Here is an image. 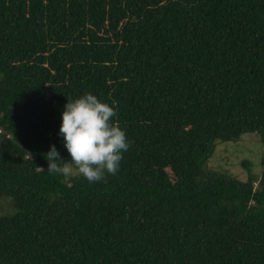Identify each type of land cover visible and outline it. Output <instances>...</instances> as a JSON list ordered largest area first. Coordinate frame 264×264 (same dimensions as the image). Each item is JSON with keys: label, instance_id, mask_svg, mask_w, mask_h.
I'll use <instances>...</instances> for the list:
<instances>
[{"label": "trees", "instance_id": "1", "mask_svg": "<svg viewBox=\"0 0 264 264\" xmlns=\"http://www.w3.org/2000/svg\"><path fill=\"white\" fill-rule=\"evenodd\" d=\"M85 92L130 141L95 182L46 171ZM0 264H264V0H0Z\"/></svg>", "mask_w": 264, "mask_h": 264}, {"label": "clouds", "instance_id": "2", "mask_svg": "<svg viewBox=\"0 0 264 264\" xmlns=\"http://www.w3.org/2000/svg\"><path fill=\"white\" fill-rule=\"evenodd\" d=\"M116 111L115 101L110 105L92 92L68 99L57 135L71 159L64 161L56 145L51 144L45 154L46 171L68 176L75 165L89 182L100 181L105 172L115 174L130 146L126 131L113 119Z\"/></svg>", "mask_w": 264, "mask_h": 264}, {"label": "rangeland", "instance_id": "3", "mask_svg": "<svg viewBox=\"0 0 264 264\" xmlns=\"http://www.w3.org/2000/svg\"><path fill=\"white\" fill-rule=\"evenodd\" d=\"M254 134V133H253ZM261 137L259 135H246L237 142H228L224 144H218V151L212 156V158L205 164V170L207 172H217L227 174V176L239 177L241 174V162L246 158L253 159L254 167L261 168L259 160V152L263 149V144L260 142ZM254 141L260 143L256 145ZM260 165V168H259ZM240 168V169H239ZM76 171L75 169L73 172ZM244 176L247 171L244 170ZM258 176L260 172L256 170ZM71 175V174H70Z\"/></svg>", "mask_w": 264, "mask_h": 264}]
</instances>
